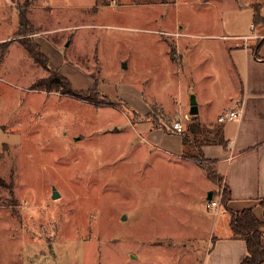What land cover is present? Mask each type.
Instances as JSON below:
<instances>
[{"label": "rangeland", "instance_id": "1", "mask_svg": "<svg viewBox=\"0 0 264 264\" xmlns=\"http://www.w3.org/2000/svg\"><path fill=\"white\" fill-rule=\"evenodd\" d=\"M260 8L264 20V0H0V264H203L214 214L201 206L224 186L181 161L188 134L172 127L187 131L192 99L216 121L226 48L254 44ZM24 42L92 94L35 88L50 72Z\"/></svg>", "mask_w": 264, "mask_h": 264}, {"label": "crops", "instance_id": "2", "mask_svg": "<svg viewBox=\"0 0 264 264\" xmlns=\"http://www.w3.org/2000/svg\"><path fill=\"white\" fill-rule=\"evenodd\" d=\"M261 33L252 39L254 44L248 42L230 45L226 48L228 54L230 93L225 95L223 106L219 116L213 123L204 122L202 117V105L196 99L198 108L197 122L204 128L220 126L217 121L223 115L236 112L238 121L225 124L222 127L226 150L219 147H208L202 149L206 163H213L216 174L222 179L224 188H227L231 195V202L228 210L233 214H240L245 211H253L257 220L264 224L263 213L260 207V200L264 197V26ZM223 42L227 39L222 38ZM262 47L255 55L254 50L258 43ZM178 65L182 68L185 63L180 56L177 47ZM212 88L219 90L222 87V80L218 76H211L208 80ZM224 111V112H223ZM222 113V114H221ZM202 117V119H200ZM184 134H185V126ZM183 152V148H182ZM181 161L195 166L201 172V178L209 184L204 169L197 164ZM215 191L209 189L205 194ZM205 201V200H204ZM207 201L201 208L204 214L207 210ZM226 217H222V215ZM206 216V215H205ZM207 232L206 250L203 264H242L247 258V250L244 242L233 240L229 228V217L221 208L219 214H214V219ZM204 241V243H205Z\"/></svg>", "mask_w": 264, "mask_h": 264}, {"label": "trees", "instance_id": "3", "mask_svg": "<svg viewBox=\"0 0 264 264\" xmlns=\"http://www.w3.org/2000/svg\"><path fill=\"white\" fill-rule=\"evenodd\" d=\"M260 9L254 10L253 24L254 28L257 26H264V20L260 17ZM30 28L26 19H22L20 29L24 32L20 33V37L25 36ZM22 49L27 54L28 58L37 66L46 72H50L48 79L44 80L37 89H44L47 93L61 94L69 98H76V95L87 96L92 93L79 94L75 92L71 86L60 77L57 73L51 72L48 69V61L41 53L38 46H33L29 42L21 44ZM262 47V42H259L254 50L255 55ZM36 89V90H37ZM86 99V98H85ZM89 102L87 100H83ZM188 136L184 137L182 141V158L186 161L193 162L204 169L208 180L213 184H222V179L216 174L214 165L206 163L202 154L203 148L219 147L226 150L227 144L223 136V129L221 126H216L211 129L202 127L197 122V117L192 118V122L187 128ZM191 139V140H190ZM206 164V165H204ZM231 202V195L227 188H224L221 208L229 217V228L233 240H239L245 243L247 250V258L242 264H264V224L259 222L255 217L253 211H245L240 214H233L228 210V204ZM260 207L264 211V197L260 200Z\"/></svg>", "mask_w": 264, "mask_h": 264}, {"label": "built area", "instance_id": "4", "mask_svg": "<svg viewBox=\"0 0 264 264\" xmlns=\"http://www.w3.org/2000/svg\"><path fill=\"white\" fill-rule=\"evenodd\" d=\"M244 42H248V39H244ZM238 119H239L238 114L236 112H231L220 117L217 123L218 125L223 126L228 123H234L238 121ZM172 131L177 135H183L184 134L183 125L181 123H176L172 127ZM221 199L222 196H219L218 198H213L212 202L207 203V210L217 216L221 209Z\"/></svg>", "mask_w": 264, "mask_h": 264}, {"label": "water", "instance_id": "5", "mask_svg": "<svg viewBox=\"0 0 264 264\" xmlns=\"http://www.w3.org/2000/svg\"><path fill=\"white\" fill-rule=\"evenodd\" d=\"M189 116H190V118H196L198 116L197 104L195 103V100H193V99L191 102V109H190ZM212 200H213V194L210 193V194H208L206 201L208 203H210V202H212ZM263 218H264V213H263ZM263 237H264V235H263Z\"/></svg>", "mask_w": 264, "mask_h": 264}]
</instances>
